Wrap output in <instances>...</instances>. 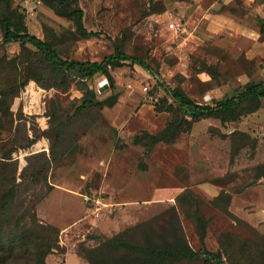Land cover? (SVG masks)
I'll use <instances>...</instances> for the list:
<instances>
[{
	"label": "rangeland",
	"instance_id": "1",
	"mask_svg": "<svg viewBox=\"0 0 264 264\" xmlns=\"http://www.w3.org/2000/svg\"><path fill=\"white\" fill-rule=\"evenodd\" d=\"M78 2L87 29L101 35L59 44L61 58L102 61L115 52L117 42L158 75L126 62L111 69L113 89L109 84L102 89L104 77L99 75L82 83L78 73L67 86L61 83L62 75L34 54L44 81L31 80L7 111L0 112V138L22 146L36 139L14 155L20 174L27 167L31 172L20 179L17 209L35 206L41 221L59 229L62 249L49 255L47 263L88 264L79 254L80 245L98 244L88 236L112 237L145 223L160 231L174 208L182 238L194 250L218 252L223 237L231 234L245 241L252 253L225 259L227 264H254L248 259L264 246V178H259L264 173V100L260 109L236 122L199 120L172 144L147 150L135 139L144 132L160 133L173 116L156 110L166 100L162 84L181 88L199 104H213L248 82L264 81V0ZM14 7L24 13L29 31L41 38L75 29L41 0H15ZM171 23L179 29H171ZM20 52L18 43L0 47V55L8 59ZM111 96L117 97L113 107L92 105L76 112L86 100L102 103ZM67 120L60 139L58 125ZM239 133L247 136L244 147L239 146ZM44 156L51 165L41 170ZM39 165L40 183H34L31 175ZM186 190L201 201L208 222L204 242L176 202ZM223 192L231 197L227 208L236 219L225 213V205H213ZM136 238L140 240L139 234Z\"/></svg>",
	"mask_w": 264,
	"mask_h": 264
},
{
	"label": "trees",
	"instance_id": "2",
	"mask_svg": "<svg viewBox=\"0 0 264 264\" xmlns=\"http://www.w3.org/2000/svg\"><path fill=\"white\" fill-rule=\"evenodd\" d=\"M41 1L58 16L71 21L75 29H67L62 35L46 34L45 38H41L29 31L24 13L14 7L15 0H0V30L2 32L0 47L13 43L21 46L20 54L12 59L0 55L1 113L7 111L13 98L31 80L38 83L44 81L43 75L38 74L36 70L34 54H40L53 68L56 75H62L61 83H66L67 86L69 85L67 80L78 73L82 83L98 75L105 77L109 87L113 89L114 77L111 69L120 67L126 62L139 65L151 74L158 75L146 60L126 54L121 44L117 42H114L115 52L106 56L102 61L79 62L61 58L56 49L59 44L99 36L101 33L87 29L85 11L78 0ZM262 29L264 30V23ZM3 72L6 75V82ZM211 73L215 74V71ZM162 85L166 91V100L160 102L156 110L170 112L173 116L160 133L144 132L135 139L136 144L144 145L147 150L161 143H174L183 133L191 131L195 122L202 119H219L223 124L236 122L243 115L260 109L264 100L263 80L248 82L231 95L215 100L213 104H199L186 95L181 88ZM116 103V96H111L102 103L97 101L94 103L90 99L84 101L76 112H83L92 105L113 107ZM68 120L71 119L68 118ZM68 120L58 125V134L67 127ZM238 138L241 140L239 146L244 147L247 136L239 133ZM35 140L22 146L16 141L10 143L0 138V264H48L47 257L62 249L59 229L41 221L36 214L35 206L17 209V200L23 183L20 179L31 172L27 167L20 174L19 159L14 155L21 149L28 148L35 143ZM252 147H256V142ZM238 151L239 149L234 151L235 156ZM40 154L35 155L40 159ZM41 161V170L50 167V160L46 156L41 158ZM258 170H263V168ZM34 174L31 175L33 182L40 183V165ZM262 177L264 178V173L259 178ZM230 199V195L223 192L213 200V205L217 208L225 205V213L232 216L227 208ZM176 202L183 208L187 217L195 223L200 238L204 242L207 237L208 222L202 215L199 198L192 191L186 190L177 197ZM173 210V214L169 215L167 225L161 227L160 231L154 230L150 224L145 223L112 237L102 234L91 235L88 239L95 240L98 244L88 247L83 243L80 245L79 254L88 264H184L198 261L202 264H227V259L233 260V257L240 253L243 255L252 253V249L245 241L231 234L223 237V249L218 252H211L205 248L200 251L194 250L182 238L178 216L174 208ZM232 217L236 219L234 215ZM137 234L140 240H137ZM263 256L264 246L258 248L248 261L254 264L262 261L264 264Z\"/></svg>",
	"mask_w": 264,
	"mask_h": 264
},
{
	"label": "crops",
	"instance_id": "3",
	"mask_svg": "<svg viewBox=\"0 0 264 264\" xmlns=\"http://www.w3.org/2000/svg\"><path fill=\"white\" fill-rule=\"evenodd\" d=\"M106 81H107V79L104 77V79H103V81H102V89H106V88H107L108 81H107V82H106ZM108 87H109V86H108ZM49 135L52 137L51 134H49ZM63 135L65 136V132H64V133L62 132V133L60 134V136H59L60 139L63 138ZM45 136H46V135H45ZM50 136H49V137H50ZM41 138H42V137L40 136V144L43 145V142H44V141H42ZM43 138L45 139L44 136H43ZM44 147H47V145H45V143H44ZM44 149H45V148H44ZM46 149H47V148H46ZM46 149H45V150H46ZM51 151H55V144H54V145H51ZM36 154H38V153H36ZM262 181H263V180H262ZM262 181L260 180V182H262Z\"/></svg>",
	"mask_w": 264,
	"mask_h": 264
},
{
	"label": "built area",
	"instance_id": "4",
	"mask_svg": "<svg viewBox=\"0 0 264 264\" xmlns=\"http://www.w3.org/2000/svg\"><path fill=\"white\" fill-rule=\"evenodd\" d=\"M169 27H170L171 29H174L175 31H177V30L179 29V26H177L175 23H171V24L169 25Z\"/></svg>",
	"mask_w": 264,
	"mask_h": 264
}]
</instances>
